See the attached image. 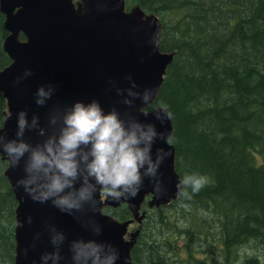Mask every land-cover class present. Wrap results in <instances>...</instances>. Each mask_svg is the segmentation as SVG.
I'll return each instance as SVG.
<instances>
[{
    "label": "trees",
    "instance_id": "trees-1",
    "mask_svg": "<svg viewBox=\"0 0 264 264\" xmlns=\"http://www.w3.org/2000/svg\"><path fill=\"white\" fill-rule=\"evenodd\" d=\"M134 2L159 18L160 48L174 53L151 107L163 102L172 113L175 169L210 182L187 209L178 198L158 207L145 199L130 263L264 264V0ZM7 35L0 11V70L11 62ZM6 108L0 92V126ZM7 165L0 155V264H15L18 202ZM103 211L131 217L125 204Z\"/></svg>",
    "mask_w": 264,
    "mask_h": 264
},
{
    "label": "water",
    "instance_id": "water-1",
    "mask_svg": "<svg viewBox=\"0 0 264 264\" xmlns=\"http://www.w3.org/2000/svg\"><path fill=\"white\" fill-rule=\"evenodd\" d=\"M83 8L79 12L72 0H0V11L5 15V28L9 32L5 38L4 49L11 63L0 70V92L7 101L3 130L9 138L15 136L16 114L27 110L40 117L42 126H47L48 115L55 108H64L77 100L85 102L96 99L105 110L116 107L122 116L131 114L142 121L156 123L161 131L172 134L171 120L163 124L150 113L145 116L138 111L141 101L129 107L123 104L122 97L116 92V85L126 88L131 81L130 75L139 86L156 89L157 97L173 52L160 49L161 24L155 15H146L141 9L124 11L123 0H82ZM106 4L107 8L98 5ZM25 39L21 40L19 35ZM158 40V46L153 43ZM31 69L32 74L15 84L16 77ZM52 84L55 93L44 106L35 103L34 92L41 85ZM152 101V103H153ZM148 106V105H147ZM147 106H144L143 111ZM10 117V118H8ZM30 143L42 141L38 130L25 132ZM163 145L157 140L155 147ZM168 147L167 145H163ZM170 155L161 165V179L164 195H156L151 183L146 179L144 187L134 198H102V189L97 196V210L93 213L86 207L81 214L69 215L61 212L51 203L33 201L17 187L16 181L24 175L23 161L20 166H8L5 175L15 194L18 225L15 230V264H39L40 256L51 251L53 245L49 239L48 225H54L67 234L62 246L65 257L61 264H70L69 242L74 238H92L86 227L101 226L103 232L97 239L115 245L120 252L116 264H131L130 251L135 243L137 231L126 238L128 227L135 220L141 221L140 206L145 196L151 195L155 206L167 204L177 198L176 185L179 175L175 170V148L172 144ZM3 159L7 157L0 153ZM8 162V160H7ZM125 203L132 218L119 221L104 213V205L118 206ZM32 218L31 224L27 218ZM94 216V217H93ZM80 217V218H78ZM40 238L35 240V234ZM28 254H24V249Z\"/></svg>",
    "mask_w": 264,
    "mask_h": 264
},
{
    "label": "clouds",
    "instance_id": "clouds-1",
    "mask_svg": "<svg viewBox=\"0 0 264 264\" xmlns=\"http://www.w3.org/2000/svg\"><path fill=\"white\" fill-rule=\"evenodd\" d=\"M98 7L106 9L107 5ZM153 43L158 46L159 42L155 38ZM31 74L32 70L26 68L14 83L19 84ZM127 79L131 83L126 88L112 82L123 104L132 107L140 100V113L154 114L161 124L171 120L169 106L163 102L150 112L143 111L144 106L152 104L157 90L152 87L139 90L130 75ZM54 93V85H39L34 92L35 103L46 105ZM31 130H38L42 141L33 144L26 140L25 132ZM157 140L168 147H155L154 152ZM171 148V132L161 131L156 123L142 121L131 114L122 116L116 107L105 110L96 99L77 100L64 108L53 109L47 126L41 125L38 115L29 119L27 110L22 109L16 114V132L11 138L0 126V153L13 168L23 161L24 175L16 181L17 187H22L33 201L50 202L69 215L81 214L86 207L94 213L101 189L111 199L134 198L146 179L156 195H164L160 168L172 155ZM209 182L210 177L200 172H188L180 177L176 185L180 206L187 209L189 205L185 201L192 200L193 194L199 193ZM27 221L31 224L32 218L29 216ZM86 228L92 238H74L68 244L70 264H116L120 259L119 249L95 238L102 234L103 228ZM47 230L53 249L41 254L39 264H61L65 259L62 246L68 239L67 234L54 225H48ZM40 235L35 234L33 248ZM24 254H28L27 248Z\"/></svg>",
    "mask_w": 264,
    "mask_h": 264
},
{
    "label": "bare ground",
    "instance_id": "bare-ground-1",
    "mask_svg": "<svg viewBox=\"0 0 264 264\" xmlns=\"http://www.w3.org/2000/svg\"><path fill=\"white\" fill-rule=\"evenodd\" d=\"M239 3V2H238ZM244 4V3H243ZM254 7V6H253ZM243 10V9H242ZM248 10V9H247ZM239 12V11H238ZM237 12V13H238ZM241 12V11H240ZM249 12V11H248ZM241 14V13H240ZM238 16V15H237ZM246 16V15H245ZM236 17V16H235ZM247 19V18H246ZM257 19V18H256ZM243 20V19H242ZM180 22V21H179ZM251 22V21H250ZM182 23V22H181ZM180 24V23H179ZM181 25V24H180ZM220 25V24H219ZM264 25V24H263ZM188 26V25H187ZM262 28V27H261ZM243 30V29H242ZM249 31V30H248ZM263 32V31H262ZM234 33V32H233ZM191 36V35H190ZM193 37V36H192ZM245 38V37H244ZM238 45V44H237ZM250 45V44H249ZM239 47V46H238ZM249 47V46H248ZM260 49V48H259ZM258 51V50H257ZM241 53H243V52H241ZM255 55V54H254ZM258 56V55H257ZM261 57V56H260ZM259 58V57H258ZM256 59V58H255ZM243 60V59H242ZM257 62V61H256ZM258 65V64H257ZM229 66H231V65H229ZM246 66V65H245ZM262 67V66H261ZM264 69V68H263ZM254 76V75H253ZM219 78V77H218ZM223 84V83H222ZM229 85V84H228ZM257 95V94H256ZM260 97V96H259ZM259 103H260V101H259ZM261 106V105H260ZM257 108V107H256ZM264 127V126H263ZM261 128V127H260ZM216 184V183H215ZM229 206H231V205H229ZM229 208V207H228ZM235 211V210H234ZM250 211V210H249ZM256 211H258V210H256ZM254 212H255V210H254ZM185 213V212H184ZM234 213V212H233ZM188 215V214H187ZM210 215V214H209ZM254 215V214H253ZM235 216V215H234ZM181 217V216H180ZM201 217V216H200ZM226 218V217H225ZM243 218V217H242ZM242 218H241V220H242ZM229 219V218H228ZM236 219V218H235ZM180 220V219H179ZM198 220V219H197ZM244 220V219H243ZM260 220V219H259ZM218 221V220H217ZM181 222H183V221H181ZM192 222H194L193 220H192ZM191 223V222H190ZM195 223V222H194ZM251 223V222H250ZM254 224V223H253ZM196 226H198V225H196ZM255 226V225H254ZM213 227V226H212ZM216 227V226H215ZM190 228V227H189ZM264 228V227H263ZM201 230H203V229H201ZM205 230V229H204ZM204 234V233H203ZM214 234V233H213ZM205 236V235H204ZM222 236V235H221ZM220 236V237H221ZM210 237H212V236H210ZM236 237V236H235ZM205 238V237H204ZM222 238V237H221ZM252 238V237H251ZM192 240V239H191ZM257 241H259V240H257ZM261 241V240H260ZM215 242H217V241H215ZM244 242V241H243ZM264 242V241H263ZM247 243V242H246ZM208 244V243H207ZM235 244V243H234ZM237 244V243H236ZM239 244V243H238ZM246 245V244H245ZM252 245V244H251ZM256 245V244H255ZM259 245V244H258ZM196 246V245H195ZM238 246V245H237ZM212 247V246H211ZM160 248V247H159ZM197 248V247H196ZM232 249H235V248H232ZM231 249V250H232ZM254 249V248H253ZM237 250V249H236ZM235 250V251H236ZM262 250V249H261ZM172 251V250H171ZM214 251H215V249H214ZM254 251V250H253ZM233 252V251H232ZM228 253V252H227ZM170 254V253H169ZM191 254V253H190ZM183 255V254H182ZM219 255V254H218ZM224 255V254H223ZM157 256H158V254H157ZM245 256V255H244ZM259 256V255H258ZM218 257V256H217ZM169 258V257H168ZM186 259V258H185ZM248 260V259H247ZM239 261V260H238ZM218 263V262H217ZM247 263V262H246ZM257 264H259V263H257Z\"/></svg>",
    "mask_w": 264,
    "mask_h": 264
},
{
    "label": "rangeland",
    "instance_id": "rangeland-1",
    "mask_svg": "<svg viewBox=\"0 0 264 264\" xmlns=\"http://www.w3.org/2000/svg\"><path fill=\"white\" fill-rule=\"evenodd\" d=\"M74 4L76 5L78 11L82 10V1L81 0H73ZM129 10L133 11L138 9V5L134 2V0H127Z\"/></svg>",
    "mask_w": 264,
    "mask_h": 264
}]
</instances>
